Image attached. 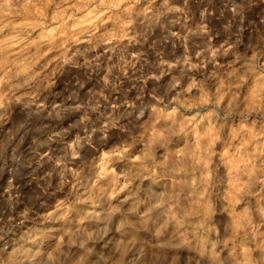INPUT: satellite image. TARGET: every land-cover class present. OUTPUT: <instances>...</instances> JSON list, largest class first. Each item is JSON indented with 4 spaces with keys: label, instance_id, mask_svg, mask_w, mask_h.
<instances>
[{
    "label": "clouds",
    "instance_id": "clouds-1",
    "mask_svg": "<svg viewBox=\"0 0 264 264\" xmlns=\"http://www.w3.org/2000/svg\"><path fill=\"white\" fill-rule=\"evenodd\" d=\"M0 264H264V0H0Z\"/></svg>",
    "mask_w": 264,
    "mask_h": 264
}]
</instances>
